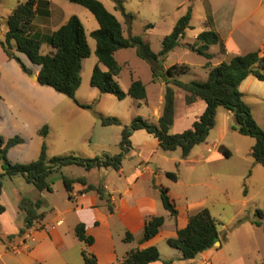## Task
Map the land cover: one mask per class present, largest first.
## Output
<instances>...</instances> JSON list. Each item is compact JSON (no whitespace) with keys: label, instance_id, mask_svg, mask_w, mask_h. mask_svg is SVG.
<instances>
[{"label":"rangeland","instance_id":"obj_1","mask_svg":"<svg viewBox=\"0 0 264 264\" xmlns=\"http://www.w3.org/2000/svg\"><path fill=\"white\" fill-rule=\"evenodd\" d=\"M20 1L24 0H0L1 41H5V19ZM49 1L52 2L54 10L59 9L65 15L77 16L84 27L91 54L84 60L82 80L75 99L80 104H93L92 109H83L69 97L39 84L34 86V90L26 84H20L23 92L18 99L8 85L9 79L6 78L0 83V131L3 133V136H0L4 140L17 136L23 141L9 151L7 159L16 164L33 162L38 158L43 143L46 144L49 158L74 155L93 159L102 158L103 155H116L120 152L122 127L129 125L134 118L138 117L136 114L138 109L133 105L132 98L119 101L115 96L101 94L90 86L93 67L98 63L95 56V40L90 37V33L98 28L94 16L84 7L67 0ZM97 1L101 2L120 21L125 37L140 36L150 45L154 53L161 50L164 37L170 34L176 21L186 13L189 7L192 8V18L190 28L182 42L191 43L194 32L205 31L203 20L206 19L207 2L214 11L225 5L241 7L237 15H234L233 22L240 24V28L234 32L233 39L242 54L257 51L260 45L264 44V0H122L125 12L132 16L131 19L124 16L118 9L116 0ZM38 19L44 20L40 17ZM40 24L38 21L33 22L31 30L49 34L51 31L49 25L44 24L45 26L41 27ZM11 45L13 48V43ZM49 50L47 45L42 48L43 53ZM13 52L30 71L38 69L24 54L14 50ZM209 52L213 56L211 60L213 63L222 61L223 56L217 54L218 46H212ZM115 58L121 67L117 80L124 92H127L131 83L130 71H134L137 77L143 79L149 72V64L137 56L135 49L119 50ZM3 60L4 54L0 49L2 69L13 67L22 70L16 61L12 63L13 65H7ZM205 61L206 59L197 53L186 54L182 46L174 49L168 57L170 65L185 63L189 66L195 75L189 73L185 76L187 79L193 77L199 79L200 64ZM100 66L105 70L104 66ZM28 76L32 79L35 75ZM262 84L264 83L258 84L257 91L264 92ZM30 97L34 98V107H31L29 103ZM246 100L258 115L260 127L264 129V98L247 94ZM139 111L144 113L148 109L143 105V109ZM99 114L118 118L122 126L102 127ZM44 125L48 127V135L45 138L37 133ZM234 125L235 121L232 119L231 128L228 129L223 140V145L230 151L231 157L214 159L207 166L197 165L195 172H191L194 164L182 163L181 167L171 169L177 176L192 182L191 187H184L183 183H180L174 188L173 193L177 197L176 210L179 213L181 227L185 225L184 221L191 203L197 208L196 211L201 208L207 209L217 221L221 247L219 244L215 248L218 252L215 264H264V219H260L256 214L257 212L264 214V166L255 164L250 156L255 139L240 135L233 129ZM218 130L210 131L211 134L209 133L206 142L200 147L201 155L208 157L216 155L217 149L213 147V143L218 139L216 136ZM206 148H211L213 153H207ZM2 173L3 168L0 162V174ZM83 176L90 181L95 179V175L87 174L85 169L78 166L52 173L48 177L52 192L43 194L21 176L13 178L4 176L1 179L0 203L10 210L11 205L19 207L20 199L23 197L34 200L39 196L42 201L39 213L44 214L47 222L52 221L56 217L53 207L57 213L74 207V203L67 204L65 201L67 194L63 177ZM184 188L188 192L187 201L180 198ZM203 202L205 203L203 207L198 206ZM71 218V214L64 216L66 222L61 229L66 230ZM256 222L262 225L257 226ZM70 235H67L68 245L72 243ZM158 251L162 260L171 259L167 264L178 263L175 255H179V251L170 248L165 242L159 244ZM71 253L74 260L81 262L78 248L73 249Z\"/></svg>","mask_w":264,"mask_h":264},{"label":"trees","instance_id":"obj_2","mask_svg":"<svg viewBox=\"0 0 264 264\" xmlns=\"http://www.w3.org/2000/svg\"><path fill=\"white\" fill-rule=\"evenodd\" d=\"M67 1L87 9L98 23V28L90 33V37L95 40V56L98 62L104 65L107 70L102 71L98 65H95L90 78V86L102 94L115 96L119 101L124 100L127 96L136 100L146 99L145 85L140 80L132 81L128 91L124 92L115 79L121 71V67L114 57L115 53L122 49H135L137 56L150 65L153 78H161L166 84L162 114L157 124L150 123L138 116L129 125L123 126L119 145L120 152L114 156L104 155L102 158L88 159L74 155L48 158L47 147L43 143L35 161L28 164H12L7 159V153L22 143V139L16 136L4 140L0 136V162L3 168V173L0 174V194L1 179L4 176L9 178L21 176L39 192H52L51 185L47 181L49 175L59 172L67 166L74 165L86 170L109 167L119 170L122 160L130 148L129 137L133 131L139 129H144L154 135L161 150L171 152L180 149L182 159H186L195 146L206 141L209 132L215 126L216 112L219 107L233 113L235 121L233 129L235 131L240 135L255 139L250 156L255 164L264 166V130L254 120L251 109L243 100V94L239 89L250 76L264 81V57H261L258 52H250L234 56L229 62L212 67L209 62L212 58L208 53L209 47L218 44L222 52L225 49L217 33L203 31L197 35L189 49L208 60L205 65L209 69L207 79L204 82L182 83L176 77L188 73V66L172 65L161 74L158 73V70H163L162 61L180 45V40L184 37L186 30L190 28L191 7L176 21L170 34L164 37L161 50L155 54L150 45L144 42L140 36L126 38L119 20L101 2L97 0ZM116 2L122 14L131 19L132 16L125 12L122 0H116ZM41 6L45 7L42 11ZM48 6L49 1L24 0L18 2L5 19L7 31L5 41L0 40V47L8 59L19 63L22 71L31 76L32 71L12 51L11 43L13 42L18 53L24 54L33 65L40 68L36 79L39 85L52 88L57 93L69 97L83 109H92V105L80 104L75 99V94L81 84L83 61L91 54L87 36L79 18L75 15L71 16L65 24L49 34L31 30L37 16H49ZM44 45L51 49L48 53L42 52ZM170 85L185 92L187 105L198 100L204 101L206 104L204 113L192 124V127L180 134L170 133L175 115V93ZM99 119L104 127L122 126L121 121L116 117H105L99 114ZM47 133V126H43L38 132L43 138L47 136ZM219 151L224 157H230V152L224 147L221 146ZM166 175L173 181L177 180L174 173ZM74 183L86 184L84 179L73 180L63 177V184L68 193L72 192ZM87 189L96 191L100 199H106L102 186L88 185ZM244 194L246 195V191ZM160 197L164 209L172 217H176L178 212L166 188L160 189ZM41 205V199L32 200L26 197L21 199L19 208L24 212L25 218L24 227L19 231V235L44 218V214L39 213ZM5 210V207L0 204V214H3ZM109 211H111L110 207ZM256 214L260 219H264V214L260 212ZM163 224L162 216H153L148 219L144 226L142 239L148 241L155 237ZM256 225L261 226L262 224L256 222ZM75 235L80 242L86 245L93 244V238L86 235L84 224H78L75 227ZM131 240L132 236L126 233L124 241ZM217 242H220L218 223L207 209H202L190 217L184 228L177 230L176 238L167 240V245L179 251L182 260H194L199 254L213 248ZM81 256L84 264H96L95 257L85 251L81 252ZM157 261H160V253L155 246H152L143 250L130 251L122 261L116 264H150Z\"/></svg>","mask_w":264,"mask_h":264},{"label":"crops","instance_id":"obj_3","mask_svg":"<svg viewBox=\"0 0 264 264\" xmlns=\"http://www.w3.org/2000/svg\"><path fill=\"white\" fill-rule=\"evenodd\" d=\"M240 8L241 7H232V5L227 7L225 5L221 9L214 11L210 7V3L207 2L206 19L203 20V26L206 28L205 31H213L217 33L224 45V52L220 50V45H212L218 46L219 52L217 54H221L223 56L220 63H227L234 56L250 53L246 52L242 54L237 43L233 39L234 32L236 29L240 28V24H235L233 22L234 15H237ZM40 9L42 11L45 7L41 6ZM48 11V17L37 16L34 22L38 21L41 23V27H44V24H48L51 29L50 33L56 31L60 26L65 24L71 16H73L65 15L63 11L59 9L54 10L53 4L50 1ZM38 17H40V19L43 18L45 21L42 19L39 20ZM187 31L188 30H186V32ZM199 33L201 32L193 33L191 43L182 42L184 37L180 40L179 46L183 47L186 54L192 52L189 49V46L195 42ZM212 46L209 47V50ZM0 49L4 54V63H7V65H13L12 63H16L14 60L8 59L3 49L1 47ZM13 50L16 51L14 43L12 51ZM209 50L208 53L212 56ZM253 52H258L261 57H264V44H261L259 49ZM158 53L159 52L155 54ZM171 53L172 51L162 61L161 65L163 70H158L159 74L172 65L188 66L185 63H175L172 65L168 64V57ZM212 58L209 60L212 67L220 64L213 63L211 61ZM207 62L208 60L206 59L204 63L200 64L201 77L199 79L198 77H193L192 79L185 78L187 74L192 73L190 68L188 73L177 76L176 79L182 83H188L191 81H206L209 72V69L205 67ZM96 65H98L102 71L107 70L106 67L99 62ZM100 65L104 66L105 70ZM1 66L2 65L0 63V83L6 78L9 79L8 85L18 99V96H20L21 92H23L20 84H26L31 90H34V86L36 87L38 85L36 80L33 78L30 79V77L22 70L13 67H6L2 69ZM39 70L40 68L38 67V69L32 72V75L37 77ZM118 76L115 77L117 82ZM130 79L131 82L134 80H140L145 85L146 99L141 100L142 102H138L139 100L127 96L123 101L132 98L133 105L138 109V112L136 113L137 116L142 117L150 123L157 124L164 106V95L166 89L165 82L161 78H153L150 65L149 72L145 75V79L137 77L134 71H130ZM261 83H264V81H259L255 77L250 76L241 84L239 88L243 94V100L250 107L252 116L259 126H261L259 117L256 115L251 104L246 100V96L247 94H252L254 96H258L259 98H264V92L257 91L258 84ZM170 87L175 93V115L174 123L170 128V133L180 134L192 127V124L204 113L206 104L204 101L198 100L191 105H187L185 102V92L173 85H170ZM29 103L31 107H34L33 97H30ZM143 105L148 109V111L140 113L141 111L139 110L143 109ZM232 119H234V117L231 111H228L223 107H219L217 109L214 129H219L216 134L218 139L213 143V147L217 150L215 153L216 155L209 157L201 155L200 150V147H202L206 141L195 146L190 155L186 159H182L180 149L165 152L160 149L159 142L154 135L148 133L144 129L133 131L129 137L130 148L126 152L119 170H114L110 167L86 170L82 167L85 169L87 174H92L93 176L95 175L94 181H90L86 176L75 178L67 177L73 180L84 179L86 183L85 185L81 183H74L71 193H68L65 190L67 194V200H65L66 203H74V207L63 209V211L58 213L55 211V207H53L56 217L53 218L52 221L47 222L46 217L44 216L42 220L34 223V225L27 229L22 235H19V231L24 227V212H22L18 206L15 207L11 205L10 210L4 206L6 210L3 214H0V264H84L81 256L82 251L94 256L96 264H116L117 262L122 261L130 251L143 250L152 246L159 249V244L161 242H165L167 244V240L170 238H176L177 230L184 228L190 217L203 208L196 211L197 208L191 203L184 221L185 225L181 227L182 224H180L179 213L176 217H172L170 213L164 209L161 202L160 189L166 188L168 190V195L176 207L175 200L177 197L173 193L174 188L180 183H183L184 187H191L192 182L189 181V179L184 180L181 176H177L171 169L177 166L181 167L182 163L185 165L194 164L191 172H195L197 165L207 166L210 162H213L214 159H221L224 157L220 153L219 148L222 146L227 149L223 145V140L225 134L228 132V129L231 128L230 121H232ZM213 130H211V132ZM211 132L209 133L211 134ZM0 135L3 136L1 131ZM4 137L8 138L5 135ZM206 152L211 154L213 153V150L211 148H206ZM69 167L71 166H67L62 169H67ZM205 170H203V172H205ZM167 173H174L177 180L173 181L167 177ZM88 185H93L95 187L102 186L106 199H100L96 191H89L87 189ZM45 192L47 191L40 193L43 194ZM187 195V189L184 188L180 194V198L187 201ZM38 199H40L39 196L34 200ZM204 204L205 203L203 202L202 205L198 204V206L203 207ZM109 207L111 208V211H109ZM67 214H71V221L67 224L66 230L61 229V227L65 225L66 219H64V216ZM153 216H162L164 218V224L155 237L148 241H144L142 237L145 223ZM78 224H84L86 235L92 237L94 240L92 245H86L78 240L75 235V227ZM126 233H129L132 236V240L129 242L124 241ZM68 234H71L70 237H72V243L70 242V245H68ZM73 237H75V239ZM219 247H221V243ZM76 248L80 251L81 262H78L77 259L74 260L72 256L71 252ZM215 248L217 247L214 246L213 248L204 251L194 260H180V252L179 255H175V258L178 260L177 264H215L218 255ZM170 260L171 259L169 258H165L164 260L160 258V261L150 264H167ZM169 263L176 264L174 262Z\"/></svg>","mask_w":264,"mask_h":264},{"label":"water","instance_id":"obj_4","mask_svg":"<svg viewBox=\"0 0 264 264\" xmlns=\"http://www.w3.org/2000/svg\"><path fill=\"white\" fill-rule=\"evenodd\" d=\"M33 79H34V80H36V79H37V77H36V76H34V77H33ZM219 244H220V243H219V242H217V243H215V245H214V246H217V245H219Z\"/></svg>","mask_w":264,"mask_h":264},{"label":"built area","instance_id":"obj_5","mask_svg":"<svg viewBox=\"0 0 264 264\" xmlns=\"http://www.w3.org/2000/svg\"><path fill=\"white\" fill-rule=\"evenodd\" d=\"M52 228H54V227H52Z\"/></svg>","mask_w":264,"mask_h":264}]
</instances>
